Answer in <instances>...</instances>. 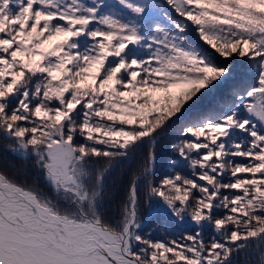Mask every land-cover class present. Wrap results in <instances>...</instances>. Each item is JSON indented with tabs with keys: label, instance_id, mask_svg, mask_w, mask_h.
I'll return each instance as SVG.
<instances>
[{
	"label": "snow or ice",
	"instance_id": "snow-or-ice-1",
	"mask_svg": "<svg viewBox=\"0 0 264 264\" xmlns=\"http://www.w3.org/2000/svg\"><path fill=\"white\" fill-rule=\"evenodd\" d=\"M0 148V264H264V0H0Z\"/></svg>",
	"mask_w": 264,
	"mask_h": 264
},
{
	"label": "trees",
	"instance_id": "trees-1",
	"mask_svg": "<svg viewBox=\"0 0 264 264\" xmlns=\"http://www.w3.org/2000/svg\"><path fill=\"white\" fill-rule=\"evenodd\" d=\"M224 88H226V86H224ZM224 88L220 89V91L222 92L224 90ZM211 101V96L208 97H204L201 99V101L199 102L198 106H204L208 103H210ZM160 158H161V162H163V160H166L169 153H168V149H167V145H161L160 146ZM0 161H3V167L6 171H8L9 175H16L17 179H27L28 183L36 185V186H43V180L41 175L36 172L32 167H31V163L29 162V164L26 167V172H27V176H21L17 173L16 169H13L11 167H9V164L12 162L17 163V165H19V161H16L14 157L11 156V154H4L2 148H0ZM47 190V189H45ZM110 211V210H109ZM141 213H142V219H145L146 222V228L145 230L147 231L149 228L153 229V235L157 236L161 234L162 230H165V225L164 223L157 219V218H149L147 216V209H141ZM172 231H176L175 229H172L171 231H168V234H171Z\"/></svg>",
	"mask_w": 264,
	"mask_h": 264
}]
</instances>
